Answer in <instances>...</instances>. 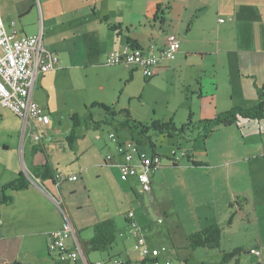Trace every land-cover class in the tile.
Wrapping results in <instances>:
<instances>
[{"label":"rangeland","instance_id":"rangeland-1","mask_svg":"<svg viewBox=\"0 0 264 264\" xmlns=\"http://www.w3.org/2000/svg\"><path fill=\"white\" fill-rule=\"evenodd\" d=\"M36 3L38 12L40 8V16L43 12L45 15L49 13L56 22L64 23L61 28L65 27L77 33L72 42L76 44L77 62L83 59L84 63H94L98 59L94 49L103 52L107 50L109 29L107 22H102L105 16L112 22L121 21L127 25L139 26L138 23L145 21L146 17L152 20L151 11L157 7L156 15L161 4L172 7L171 14L169 12L170 20L163 29L179 35L183 50H209L205 57L194 53L187 59L180 57L174 60L176 66H170L151 78L145 77L142 70L136 67L127 69L125 66L105 65L91 70L82 65L81 70H77L78 89L74 96L77 99L79 95V98L73 106L76 115L84 126L90 122L89 117L92 116L95 122H100V128L95 131L89 123V135L81 140L83 147H90V157L84 161L87 168L83 172L77 194L68 198L70 210L76 222L87 224L90 221L113 218L119 229V236L112 250L91 252L90 261L109 257L126 261L130 255L132 258L140 256L142 253L134 247L141 242L150 256L158 257L161 264L170 261L177 264H222L223 253L232 252L238 247L244 250L241 256L238 255L244 258L242 264H253L257 261L251 260L246 252L256 244L257 239L262 238L264 241V213L261 215L262 220L254 222L252 206H247L248 203L238 195L231 198L229 188L233 182L225 177L216 184L221 192L215 193L214 185L211 184L206 192L194 194L193 200L189 187L181 186L184 181L189 184V172H182V168L188 167L185 152L190 154V150L197 159H212L216 162L213 155L207 158V149H201L197 145L198 141H189V131L184 137L170 138L149 130L147 134L155 147L168 155L172 150L176 151L181 164L174 166L169 157L162 158L163 165L171 166L172 169L167 170H172L174 174L168 176L166 184V176L163 174L166 169L163 168L156 174V184L152 192L137 193L138 198L130 191L125 193L122 189L124 183L117 180L112 168L109 170V166L105 167L103 164V157L108 154L115 156L116 160L119 158L115 144L109 139V133L122 139H140L141 150L150 154L153 152V146L147 143L149 140L139 135L140 129L123 127L127 121L132 127L134 121L145 125L156 121H173L179 127L192 118L195 124L190 133L193 132V136L197 137L200 133L197 121L214 118L217 101L230 103L234 92H240L237 47L244 40H251L253 37L256 39V35L259 40L264 41V23L249 14L253 7L252 1L36 0ZM162 11L159 16L167 20L163 16V8ZM219 19H223V23ZM29 20L26 19V22ZM31 20L34 18L31 17ZM100 22L103 25L98 30L96 25ZM80 31L81 35L78 34ZM160 46L161 44L158 47ZM134 70L137 71L131 78ZM95 103L110 106L113 115L100 107H93ZM126 112L130 113V119ZM73 115L75 114L70 112L61 114L59 126L63 131H67L70 125L73 126ZM9 123L14 124L11 119ZM95 135H100L102 139L96 140ZM223 141H227L225 129L211 136L206 141V148L210 146L212 153L217 154ZM224 190L228 193L222 194ZM228 201L234 205L232 208L228 207ZM132 210H136L141 221L148 217V225L132 227L126 219ZM189 210L200 216V219L193 220ZM232 213L233 224L227 225ZM209 223H218L223 227L220 248L190 249L187 240L189 233L204 229ZM81 232V239L86 241L94 234L93 227Z\"/></svg>","mask_w":264,"mask_h":264},{"label":"crops","instance_id":"crops-1","mask_svg":"<svg viewBox=\"0 0 264 264\" xmlns=\"http://www.w3.org/2000/svg\"><path fill=\"white\" fill-rule=\"evenodd\" d=\"M251 1L253 7L252 9L250 8L249 14L254 16L255 20L264 23V0H260L261 2L258 0ZM36 5V0H0V13L5 24L9 27L11 22H15L16 28L23 35L36 36L42 33L46 48L57 54L60 60L55 70L39 75L34 92V99L46 109L51 117L50 125L41 131L43 133V140L40 143L35 142L29 134L24 136L23 120L17 117L11 110L0 105V196L3 187L15 181L21 173H24L30 181L27 189L7 191L6 194L12 201L7 204H0V221L2 222L0 264H82L80 259L61 260L58 255L51 254L48 249L52 241V233L58 231L63 225V211L71 218L82 246L92 237L87 241L81 239V231L93 227L96 223L100 222V220L90 221L87 224H83L82 221L76 222L68 202L69 196L72 197L77 194L81 184L80 181L82 182L83 180V172L87 168L84 161L90 157L88 153L90 147H83L81 140L89 135L88 129L90 127L89 125H80L74 137L71 138L73 126L71 127L70 125L67 131H63L59 126V118L63 112L77 114L73 106L76 100H78L79 95H77L76 99L74 92L78 89L79 77L77 70H81L80 67H83L82 65L91 70L107 65L108 54L112 50H119L128 45V38L135 41L139 47L145 48L151 44L158 47L161 44L158 48H163L167 42L168 35L172 34V32H165L163 29L165 24L170 20L169 12L171 14L172 7L160 5L164 10L163 16L167 18L164 22L160 20L155 21L156 15L154 14L157 10L156 7V9L151 11L153 15L152 20H148L146 17L145 21L138 23L139 26L127 25L121 21L112 22L108 16H105L108 17L106 24L109 29L107 39L109 46L104 52L98 51L97 48L94 49L97 52L96 58L98 59L94 63H84L82 62L83 59L77 62L76 44L72 43L76 39L77 33L67 30L65 27L61 28L64 26V23L59 24L53 15L49 13L45 15L43 12L40 16V8L38 12ZM31 17L34 18L33 21ZM28 18L30 20L26 22ZM220 23L223 22L220 21ZM109 24L119 25L120 28L119 30H112ZM100 25H103V23H98L96 29L99 30ZM81 33L80 31L78 34L81 35ZM176 35L179 37L178 34ZM257 36L256 39L253 37L251 40H244L237 47L240 92H234L230 103L217 101L214 110L216 116L239 105L244 107L256 105L258 90L264 88V41L259 40ZM208 51L204 48L183 50L180 40V50L176 59H180V57L187 59L193 53L201 54L202 57H205L209 53ZM170 66H176L174 60H164L156 69L155 75H158L160 71L170 68ZM126 68L133 69L132 67ZM134 71L136 72L137 70ZM10 119L14 124L9 123ZM222 129L227 131V141H223L220 144L217 149L218 152L216 151L217 154L212 153L210 146L206 148V141L208 139L206 141L201 138L197 140V145L201 149H207V158L213 155L216 162H213L212 159H197L196 155L191 154L192 152L188 150L190 152L189 157L198 162L199 166H193L187 157L189 168H182V172L184 173V170L186 173L189 172V184L187 181H184L181 186L185 188L189 187V194L192 198L194 194L206 192L211 184L214 185L213 190L215 193L221 192L216 184L226 177L231 183L233 182L229 188L231 198L234 199L237 195L242 197L246 200L245 203H248L247 206H252L251 214L253 215V221L262 220L261 215L264 213V120L248 123L245 126L242 125L240 130L237 126H231L221 127L216 132ZM173 151L168 155L162 152V150L159 151L157 147H155V150L153 149V153H157L163 158H170ZM104 157L103 164L105 167H108L105 164ZM217 159L220 160L217 161ZM121 162L122 159L120 157L117 160L115 157L113 161L114 166L108 167V169L112 168L117 180L124 183L122 187L123 191L125 193L126 191H130L136 198H138L137 193H149L141 191L136 180L128 182L120 180L119 169L116 165ZM180 164L181 160L177 166ZM46 165L49 166L48 171L51 177H37L38 169ZM164 166L163 168L166 170L163 174L166 176L165 181L167 184L168 176L172 173L174 174V172L167 170L172 169L170 168L171 166L165 164ZM221 169L224 172H221L223 171ZM158 172L152 176L150 192H152L156 184L155 177ZM58 175L64 178L61 185H57ZM52 176L54 177L52 178ZM70 177H74L75 179L70 181L68 179ZM227 193L224 190L222 194ZM136 198L134 199L139 202ZM131 200L134 201L133 198ZM231 201H228V207H230ZM132 211L136 214L138 225H148V217V223L145 217L141 221L139 220V216L137 217L136 210ZM189 213L192 214L193 220L200 219V216H196L190 210ZM213 225H218V223H209L208 227ZM201 230L203 229L197 231ZM252 248L261 250V257L259 259L252 257L248 251L246 252L251 260H257L253 264H264V241L262 238L257 239L256 244L250 249ZM240 256L235 257L230 262L242 264L244 258ZM110 258L112 257H109V259H98V261L108 262ZM153 259L159 260L158 257L154 256H150L147 259L142 255L133 258L130 255L125 263L156 264L152 262ZM92 262H97V260H93ZM158 264H161L160 261Z\"/></svg>","mask_w":264,"mask_h":264},{"label":"built area","instance_id":"built-area-1","mask_svg":"<svg viewBox=\"0 0 264 264\" xmlns=\"http://www.w3.org/2000/svg\"><path fill=\"white\" fill-rule=\"evenodd\" d=\"M179 50V37L172 33L168 35L163 48H157L154 44L145 48L128 44L122 49L112 50L107 56L106 64L136 67L142 70L145 77L151 78L164 60H175ZM59 63L57 54L46 48L42 33L36 36L23 35L16 28L15 22H11L8 27L0 13V105L23 120L24 136L29 134L37 143L43 140L41 131L51 123L49 113L34 99L37 80L40 74L55 70ZM95 139L102 138L96 135ZM109 139L115 144L117 156L122 159V162L116 165L120 180L123 182L136 180L141 191L150 192L153 174L164 167L163 157L157 153L143 152L142 144L134 138L121 139L116 134L109 133ZM186 155L185 152L184 156ZM114 158L115 156L108 154L105 157V164L109 167L114 166ZM170 160L173 165L179 163L180 158L176 151L172 152ZM63 179V176L58 175L57 185H61ZM68 179L72 181L75 178ZM63 214V225L52 233V241L48 246L51 254L58 255L61 260L81 258L82 264H125L121 258H110L108 262H88L69 216L64 211ZM127 220L134 228L138 226L134 211L129 212ZM1 225L0 221V235ZM134 248L140 251L144 258L150 257L148 249L142 242L136 244ZM249 254L259 259L261 250L252 248ZM166 264L177 263L170 261Z\"/></svg>","mask_w":264,"mask_h":264},{"label":"trees","instance_id":"trees-1","mask_svg":"<svg viewBox=\"0 0 264 264\" xmlns=\"http://www.w3.org/2000/svg\"><path fill=\"white\" fill-rule=\"evenodd\" d=\"M161 12H163L162 7L159 6L158 12L155 16V21L157 20H160L162 22L165 21L164 17L161 19V17L159 16ZM102 22H108V17H105L102 20ZM109 26L112 30H119L120 28L119 25L109 24ZM128 41H129V45H132L133 47H138L136 45V42L133 41L132 39L128 38ZM134 72L135 71L131 73V78L133 77ZM92 106L100 107L110 115H113L114 113L113 109L110 106H107L103 103H95ZM126 113H127V117L130 119V113L129 112ZM263 120H264V88L258 90L257 103L253 107H244L239 105L232 108L231 110L220 113L219 115H217L212 119H202L197 121L196 124L200 129V133L197 135V137L193 136V132L190 133V131H192V129L194 128V124H195L192 118H189L187 123L179 127L173 121L166 123L161 121H156L153 122L151 125H145L140 122L134 121L133 122L134 127L130 126V123L127 121L125 124H123V127H127L129 129H134V128L140 129L139 135L143 138H147V140H149V143L153 146L154 149L155 145L150 141V137L147 134L149 130H152L160 135H167L170 138L176 136L184 137V135L189 131V139H190L189 141H197L200 138L206 141L211 137V135H213L221 127L237 126L240 130L242 125L245 126L248 123L260 122ZM72 121H73V127H72L73 130L71 132V138L74 137L77 128L82 124L81 119L76 114L72 116ZM89 121H90L89 123H91V126L94 130L100 128V122H95L92 116L89 117ZM89 123L85 125H89ZM136 140L139 143H141L140 139L139 140L136 139ZM187 157L188 159H190L189 162H191L193 166H199L198 162L192 160L189 157V154H187ZM177 165L178 164H174V166ZM48 170H49V166L47 165L40 167L37 172V177L39 178L51 177ZM53 177L54 176H52V178ZM29 185H30V181L27 179L24 173H21L20 176L15 181L10 182L3 187L2 194L0 196V204H7L12 201L11 198L7 196L6 194L7 191L9 190L21 191L27 189ZM233 206H234L233 204H230V208H232ZM233 217L234 214L232 213L230 218L228 219L227 225L233 224V220H234ZM222 230H223L222 226L213 225L201 231L191 233L187 237L188 247L192 250H197L199 248L218 249L220 248V244H221ZM93 233H94L93 237L90 240H88L84 246H82L83 255L88 262H90L89 254L91 252H100V253L109 252L113 248V245L117 242L119 236V229L117 227L116 221L113 218H107L96 223L93 226ZM243 251H244L243 248L239 247L233 250L232 252H224L222 264H228L232 259L240 255ZM152 262L156 263L159 262V260L153 259Z\"/></svg>","mask_w":264,"mask_h":264}]
</instances>
